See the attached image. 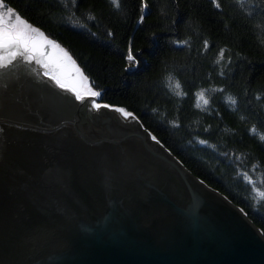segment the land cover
<instances>
[{
    "label": "water",
    "instance_id": "obj_1",
    "mask_svg": "<svg viewBox=\"0 0 264 264\" xmlns=\"http://www.w3.org/2000/svg\"><path fill=\"white\" fill-rule=\"evenodd\" d=\"M45 51L0 73V264H264L242 207Z\"/></svg>",
    "mask_w": 264,
    "mask_h": 264
},
{
    "label": "trees",
    "instance_id": "obj_2",
    "mask_svg": "<svg viewBox=\"0 0 264 264\" xmlns=\"http://www.w3.org/2000/svg\"><path fill=\"white\" fill-rule=\"evenodd\" d=\"M5 3L264 234V0Z\"/></svg>",
    "mask_w": 264,
    "mask_h": 264
},
{
    "label": "snow or ice",
    "instance_id": "obj_3",
    "mask_svg": "<svg viewBox=\"0 0 264 264\" xmlns=\"http://www.w3.org/2000/svg\"><path fill=\"white\" fill-rule=\"evenodd\" d=\"M113 3L119 6L118 0H113ZM219 7V4H217ZM43 37V33L39 29L33 28L29 25L18 13L14 11L11 7L7 6L5 0H0V67L6 66V62H11L17 56H21L27 59L29 62L36 60L38 63H42L44 67L48 68V63L43 59L46 56V47L51 46L53 48L58 47L51 40L44 38L45 43L41 44L38 38ZM66 55V54H65ZM223 53H221V56ZM128 59L130 61L134 60L131 52H129ZM45 75H51L48 71L44 73ZM53 80H56L60 87H66L65 84L61 83L57 76L51 75ZM86 77L84 80L86 81ZM179 88V83L176 84ZM76 95L77 99H84L85 95L92 97H99L100 93L93 91L90 87L86 88L84 94L82 95L80 91H77L75 87L70 89ZM199 100L197 102V107L200 106L199 101H203L207 104L208 101L204 98V93L198 94ZM91 103L94 107H101L100 104L92 100ZM107 107V105H104ZM122 112L125 117L132 116V113L125 111L124 109H116ZM155 139V137H153ZM261 197H264V192L260 193Z\"/></svg>",
    "mask_w": 264,
    "mask_h": 264
},
{
    "label": "rangeland",
    "instance_id": "obj_4",
    "mask_svg": "<svg viewBox=\"0 0 264 264\" xmlns=\"http://www.w3.org/2000/svg\"><path fill=\"white\" fill-rule=\"evenodd\" d=\"M29 24V23H28ZM30 25V24H29ZM32 26V25H31ZM33 28H36V27H34V26H32ZM38 29V28H37ZM41 31V30H40ZM41 33H43L42 31H41ZM43 37H46L47 38V40H51L47 35H45V33H43ZM43 37H41L43 40H44V38ZM52 41V40H51ZM53 42V41H52ZM55 45H57L58 47H55V48H53V47H51V46H49V47H51V48H53V49H55V50H57V52L59 53V55H61L62 57H64V59L68 62V63H70L71 64V66L73 67V68H75V69H77V73H78V75L82 78V81H81V83H80V86H79V89H78V91H80L81 92V94L83 95L84 94V92H85V90H86V88H88V87H90L93 91H96L93 87H92V85H91V83H90V81H89V79H88V77L84 74V72L81 70V68L78 66V64L76 63V61L71 57V55L60 45V44H58V43H55V42H53ZM66 54V55H65ZM87 78L86 79V81L84 80V78ZM98 92V91H97ZM204 93V92H203ZM204 98L206 99V97H205V93H204Z\"/></svg>",
    "mask_w": 264,
    "mask_h": 264
},
{
    "label": "flooded vegetation",
    "instance_id": "obj_5",
    "mask_svg": "<svg viewBox=\"0 0 264 264\" xmlns=\"http://www.w3.org/2000/svg\"><path fill=\"white\" fill-rule=\"evenodd\" d=\"M15 62V59H12L10 63H14ZM9 62H6V65H8ZM10 67L8 68H5L4 66L3 67H0V73H5L7 72V70H9Z\"/></svg>",
    "mask_w": 264,
    "mask_h": 264
},
{
    "label": "bare ground",
    "instance_id": "obj_6",
    "mask_svg": "<svg viewBox=\"0 0 264 264\" xmlns=\"http://www.w3.org/2000/svg\"><path fill=\"white\" fill-rule=\"evenodd\" d=\"M37 29V28H36ZM40 31V30H39ZM41 32V31H40Z\"/></svg>",
    "mask_w": 264,
    "mask_h": 264
}]
</instances>
